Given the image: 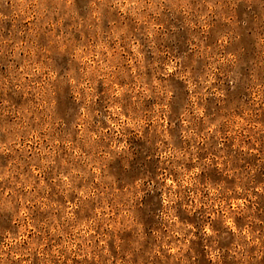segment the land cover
I'll list each match as a JSON object with an SVG mask.
<instances>
[{
  "label": "clouds",
  "instance_id": "1",
  "mask_svg": "<svg viewBox=\"0 0 264 264\" xmlns=\"http://www.w3.org/2000/svg\"><path fill=\"white\" fill-rule=\"evenodd\" d=\"M234 7L233 0H88L85 14L77 12L74 0H0V113L14 117L13 123L0 127L6 137L0 152L11 153L7 166L0 165V213H10L15 226L11 231L0 229V264H23V257L39 253L43 239L59 237L63 239L44 253L45 264H72L73 257L75 264H167L165 257L176 264H196L192 246L197 241L202 242L197 251L207 249L217 262L223 256L228 264H264V243L257 242V233L237 231L233 225L234 217L247 209L237 202L233 212L230 195L243 190L251 173L236 169L239 175H234L235 154H226L219 136L222 125H228L232 135L246 124L259 128L250 120L257 101L264 104V80L257 82L251 75L253 98L239 109L225 100L224 80L217 81V69L227 66L221 75L228 85L236 89L243 83L241 55L224 53L226 44L239 39V29L252 32L261 57L256 70L264 75V0H246L249 11L238 22L231 11ZM176 15L182 16L181 28L190 37L188 51L208 62L203 75L189 71L179 77L193 81L185 93L187 100L157 82V77L180 67L170 58L165 62L156 48L161 39L169 38L164 24ZM14 17L21 19L9 23ZM23 19L33 21L27 29ZM214 22L227 24L228 30L210 48L206 41ZM101 40L114 45L111 54L105 50L100 54L103 62L85 63L83 57L93 55ZM60 57L63 64L57 63ZM65 92L75 98L78 111L73 114L69 109L61 120L55 102ZM207 96L221 106L228 104L223 110L230 116L205 117L201 107ZM178 103L182 107L175 109L176 128L162 126L161 117ZM236 110L243 122L236 118ZM29 117L41 127L52 120L64 129L49 140L50 150L29 156L27 147H21ZM197 122L203 131L198 132ZM260 133L264 128H259ZM130 136L147 148L142 155L148 163L143 168ZM210 137L216 141L212 146L216 156L209 153ZM57 140L74 141L64 157ZM202 152L209 158L201 157ZM29 166L47 173L48 183H37L38 177L25 172ZM146 195L155 201L150 220L136 215ZM70 196L76 200L73 209L51 203ZM109 207L118 213L111 220ZM76 208L79 212L74 216ZM37 210L45 219L33 220L36 228L28 240L20 225ZM125 233L130 238H118ZM149 238L153 247H148Z\"/></svg>",
  "mask_w": 264,
  "mask_h": 264
},
{
  "label": "rangeland",
  "instance_id": "2",
  "mask_svg": "<svg viewBox=\"0 0 264 264\" xmlns=\"http://www.w3.org/2000/svg\"><path fill=\"white\" fill-rule=\"evenodd\" d=\"M24 2V0H21ZM87 2L88 0H74L75 8L77 12L80 13H87ZM235 7L231 10L237 22L242 14H246L249 9L244 7L246 0H233ZM228 11V9H225ZM20 17H14L12 21L9 23L17 22L20 20ZM23 26L27 29L31 24V19H23ZM183 24V18L180 15H176L174 19H169L166 24H164V28L169 33L168 39H161L156 48L160 53L161 57L165 60V62L170 58L174 62H179L180 67L174 68L169 75L163 77H157V82L160 84H165L167 87L174 89L181 100H187L185 93L188 92V89L191 87L193 81L186 82L184 79L179 78L185 72H191L194 76H201L207 71L208 62L206 60H202L196 58L195 51H188L190 45L188 43L190 37L186 30L181 28ZM176 27V32H171V28ZM237 27L238 24H237ZM142 30V26H141ZM228 30L227 24L224 23H215L214 28L208 29V39L206 41L207 47H213L218 42V37ZM239 36V39L233 40L231 43L226 44L224 48V53L229 54L232 52H237L241 55L244 67L241 68V80L243 83L237 87L236 89H232L227 80L224 76L221 75V71H227V66L225 69H217V81L224 80L223 88L225 91V100L228 101L230 104L236 105L237 109L241 105L249 104V101L253 98L249 89L252 87L251 84V75L255 74L257 78V82L264 80V75L259 73L256 70V65L259 63L260 60V50L255 46L256 41L253 39V35L251 31L246 29H239L236 33ZM195 44V41L191 42ZM41 46H44L45 41L41 39L40 41ZM114 45L106 44L101 40L95 46V52L93 55L88 56L85 55L83 60L85 63H91L95 65L97 60H102L101 53L107 50L106 54H111L112 48ZM195 59V65H193L192 61ZM251 62V63H250ZM58 64L64 63V58L60 57L57 58ZM179 73V75H178ZM38 83V81H37ZM121 84H118L117 87H121ZM99 87V86H98ZM219 91V89H217ZM188 96H191V93H188ZM192 100L195 101V97H192ZM57 105V116L61 119H65V115L68 114V110L72 109L73 114L78 111L75 107L76 100L75 98L70 95L69 93L65 92L58 100H56ZM15 106V105H13ZM197 107H201V102H196ZM229 105L225 104L223 106L217 104L216 98L213 96H207L202 101L201 110L204 112L205 117L209 119H219L221 117H228L230 116L229 112L223 110V108H227ZM147 107V105H146ZM182 107L181 104L172 105L169 108V113L167 116L161 117V124H167L170 128H176V121L174 119L176 112L175 109ZM43 111V109H41ZM235 116L241 122L244 121V117L241 115L239 110H236ZM123 119H127V116L122 117ZM35 117H29L28 125L24 128V132L21 135L20 145L21 147H27L28 155L30 156L32 153H37L40 151H48L50 150L49 140L56 136L57 133L63 134L64 129L60 124L53 125V121L49 120L47 124L41 127L38 123H33ZM14 122V117L11 115H5L0 113V127H7L8 124ZM19 123V121H16ZM250 124L258 125L259 128H264V104H261L257 101L255 108L253 109V116L250 120ZM53 127H55V131H53ZM259 128L253 129L248 124H246L243 128L236 129V135H232V130L229 128L228 125H222L219 136L223 139V146L227 150V153H234L233 156V171L234 175H239V172L236 169L243 170L245 173L250 172L251 175L248 176L247 180L244 181L243 190L240 193H231L230 198L235 205L231 210L233 212L239 207V203H243L247 211L237 215L233 219V225L238 231L239 229L243 228L246 232L247 231H254L257 233V242L264 241L260 240L261 236H264V191L258 190L264 188V133L259 132ZM197 130L203 131L202 127H200L199 122H197ZM171 134V133H170ZM143 133H141V136ZM6 137L3 133H0V142L5 141ZM215 139L212 137L209 138V153L211 156H216V153L212 151V146L215 145ZM74 141H68L65 144H60L57 140V148L59 150L60 156L64 157L68 154V150L72 147ZM129 143L131 145L132 150L140 156L139 157V166L145 167L148 163L143 158V153L147 151V148L143 145L142 142L137 140L136 136L129 137ZM239 144L240 147H235V145ZM17 153L20 152V149H16ZM79 151V149H77ZM201 157L207 159L209 158L208 153H201ZM11 157V153H2L0 152V165L7 166L5 161H8ZM158 159L159 157H154ZM153 159V157H149V160ZM215 163V161H213ZM223 166V165H222ZM32 167L29 166L25 168V172H31L32 176L38 177L37 183H48V174L41 173L39 169L32 171ZM228 169L225 167V171ZM135 172V169L133 170ZM213 171L212 169L209 170V173ZM97 174L100 173V169L96 170ZM208 173H201V175H206ZM225 183H227V178H225ZM239 202V203H237ZM53 206L57 203L66 204L69 209H73V206L76 204V200L69 197L67 201L53 199L51 201ZM225 204L228 203L227 200L224 201ZM155 207V201L149 200L148 196L146 195L142 200L139 202L136 215L138 218L143 220H150L152 216L149 214L151 210ZM163 208V204H161V209ZM254 209V211H252ZM25 214L27 213V209L24 210ZM79 212V209L76 208L73 210L72 214L75 216ZM108 212L110 213L108 219L111 220L113 217L117 216L118 213L112 210L109 207ZM226 214V213H225ZM196 215L195 213L193 214ZM202 218V217H201ZM44 220L45 214L41 213L37 210L33 215H30L25 220L24 224L20 225L21 230L27 231L26 239L31 240L33 236L32 229L36 228L35 223L33 220ZM210 219V217H209ZM253 220L255 222H253ZM189 223L191 221H188ZM87 226L85 222V227ZM15 227L11 224V215L10 213H0V229L5 231H11L12 228ZM223 225H220L222 229ZM220 229H217L219 231ZM39 231V229H37ZM93 233L95 234V229H93ZM127 233L124 234L123 237L118 238H126ZM130 238V237H127ZM251 238V237H250ZM63 239V237L53 238V239H43L42 243L40 244V251L39 253H34L32 257H23V264H28L29 259H31L32 264H45V257L44 253L48 251L49 247H55L59 240ZM176 239H179L177 237ZM172 241H169L168 244H171ZM226 243V242H225ZM148 247H153V242L151 238L147 241ZM168 244H165L164 247H167ZM202 242L197 241L192 246V253L196 257V264H228L225 261L224 257L221 256L219 262L215 260V257L212 256L207 249H203L202 251H197V249L201 248ZM155 246L159 247V242L157 241ZM224 244H218L217 249L223 247ZM255 246V245H254ZM79 247V246H78ZM112 245L109 243V251L111 252ZM174 253H169V256L173 255ZM219 254V251H217ZM163 256V253H160ZM21 258L17 256V260L19 261ZM67 260V257H65ZM167 260V264H176V262ZM76 257L72 258V264H75Z\"/></svg>",
  "mask_w": 264,
  "mask_h": 264
}]
</instances>
